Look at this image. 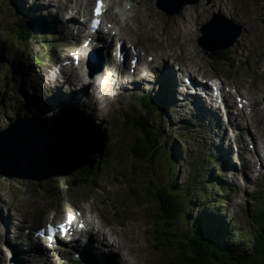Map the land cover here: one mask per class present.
Listing matches in <instances>:
<instances>
[{"label": "rangeland", "instance_id": "rangeland-1", "mask_svg": "<svg viewBox=\"0 0 264 264\" xmlns=\"http://www.w3.org/2000/svg\"><path fill=\"white\" fill-rule=\"evenodd\" d=\"M18 1H21L22 6H17L15 0H0V43L2 42L3 44L0 57V96H4L0 105V131L8 125L17 124L19 120L23 119H19L18 114L15 113L18 104L36 102V97L31 101L30 98L26 99L27 97H23L24 93L15 96L12 92L22 90V85V87H27L28 94H30V84L35 81L37 83L40 81L39 83L43 84V88H48L49 86L46 83L50 79L48 78L47 80L46 77L42 80L41 73L44 74L49 67L55 68L56 62H60L66 56L74 59L79 58L81 61L78 62L77 71L84 80L83 84L86 89V92L81 94L84 97L85 95L87 96V99H82V104L86 105L87 109L90 110L87 113L89 114L86 116L87 118L84 116L85 120H87L85 121L86 123L83 122L89 128L91 125L92 128L90 130L92 131L93 129L95 132L93 134L95 141L94 152L99 149L101 159L97 163L95 161L97 157L94 160L89 158L81 168L72 170L67 175H54L42 181L0 177V264H14L10 262V256L6 255L4 246L9 243L11 234L13 237L17 236L16 234L14 235L16 228L20 231L22 226H32L34 224L36 228L45 222H59L64 218L61 214L65 211L68 212L73 208L81 209L82 207L93 210V215L89 216L91 219L106 223L115 233L124 232L127 237L133 238L132 242L134 245H131L125 235L119 236L125 251H131L130 253H132L128 257H131L130 262L132 264H171L169 258L175 254L174 251L166 246L164 248L159 247L162 241L164 242V237L161 233L164 228L160 226L162 221H157L158 217L156 215L160 213V206H158V191L156 189L160 185L167 192L184 191V194H187V199H192L197 204L200 203L195 198L198 191L195 194L192 191V189L200 187L192 179L194 175L192 163L195 164V158H198L199 155L202 156L204 154L203 151H207V155L222 162H224V159L221 156L223 158L226 157L228 162L231 161V164L236 166V170L229 171L226 168H218L217 170L213 168L211 170L210 165H208L204 171L205 173L213 174L214 177L228 187L226 193L218 192L220 190L218 187L213 190L211 188V191L208 190L209 194L214 197L212 200L213 208H216L219 213V220L228 226L232 225L231 222H233L237 225V229L241 227L244 229L246 227L244 212L252 206L251 196L260 191L261 183L264 181V167L261 169L258 162H256L255 155L257 153L254 154L253 151H250L251 149L248 146L240 148L241 144H246L249 138L256 141L258 147L262 146L260 141L264 142V0H225L230 5V8H233L231 17L227 16V12L223 10L224 6L222 5L220 10L210 9L209 6L205 5H212L216 0H198V3H195V11L199 12V10H202L203 13L200 20L190 19V23L187 26L191 32L190 45L187 46V56L181 54L179 46H176L175 43L169 42L170 44H167V40L163 36L155 35V39H151L150 35L152 32L140 27L134 17L136 19H146L145 8L150 5V12L154 16H159L163 21H168L171 24L169 20L174 18L180 21L179 18L184 16V8L192 7L195 4L192 6L187 5L173 15H167L162 9L156 7L154 0H131L129 2L130 10L127 12H123L124 1L117 0L116 7L120 13H115L116 10L114 12L111 8L112 1L108 0L110 10L105 14L104 20L106 17L115 16V32L119 33L128 44H134L148 54L157 57V62L165 61L168 64L166 66L168 68L179 66L184 72L191 74L195 78L202 75L214 76L217 82L231 86L236 81L241 86V89L249 93V98L252 97V101L258 100L257 107H254L257 113L254 112L256 114L252 120L249 119L245 122V119L241 120L240 117L235 115L234 124L242 128L238 131L239 138L236 137L235 139L230 136L232 134L231 127L226 124L224 126L223 122L217 128L214 121L204 117L201 113L199 115H195V112L193 114L177 113L179 110L187 111V108L184 109L178 103H176V108L173 107L177 115H171L168 107L165 109L167 111L162 114V111L158 112V108L152 105L154 111L150 113L152 116L150 124L152 128L158 130V134L161 136L162 149L155 158H152L151 163L148 160L144 163L146 159L135 163L130 155V147L134 140V129L131 126V121L126 124L123 123L124 118L128 113L132 114L130 111L131 105V107L136 108L137 114L133 115L135 118L143 110L139 104H133L128 100L129 93L127 91L129 90H126L123 95L119 94L120 89L117 88V78L114 77L113 83H103L101 77L105 75L104 73L97 75L102 81L97 78L88 83V71L84 68L83 53L80 52L81 41L69 36L70 34L61 33L63 22L59 14L57 16L58 20L55 16L47 14L49 11L51 12V9L47 10L46 1L49 0H33L37 1L39 9L41 7L42 13L40 10L39 15L41 19L37 17L35 7H31L28 4L31 0ZM50 1L55 3V0ZM77 2L82 3L84 6L87 4L85 7L88 9L92 7L93 0H78ZM137 2L138 4H136ZM176 6L173 3L171 7L173 10L170 12H175ZM59 7L61 6L57 8ZM205 8H208V10H205ZM72 10L74 11L72 20L77 21L76 9L73 8ZM188 12H185V16L189 14L190 18L194 16L192 11H190L191 13ZM214 14L223 18L229 29H239L240 31L236 43L228 52H224L225 55L223 53L207 55L196 43L200 36L201 25L208 22ZM44 18L46 24L42 20ZM18 19H24L25 24L33 28V32L29 36L31 39L28 41L27 51L25 46L22 44L18 45L15 40ZM41 27H47L45 39L42 38V36L45 37V34H39ZM182 28L183 26L179 25L178 28L174 29L173 33L181 32ZM166 31L169 32L168 29ZM117 34L113 36L114 40L117 38ZM182 42H185V40ZM76 51L80 52V54L75 56ZM174 59L178 63H174ZM163 65L161 64L159 69H163ZM234 66L237 70L233 69ZM151 76L153 75L151 74ZM107 78L110 79L109 74ZM78 80L82 83L80 78ZM99 83L102 84V88L98 87ZM88 84L89 89L87 88ZM115 84L116 88L114 89L116 90H113V85L115 86ZM54 87L59 89V86L54 85ZM70 88L75 91L77 87L73 83ZM91 88L92 92H87ZM96 88L100 89V94L103 89L107 94L111 95L110 103L107 104L105 109L97 105V101L102 97L96 99ZM33 89L38 92L36 96L40 99L42 89ZM97 95H99V92ZM161 97L163 98L162 94ZM12 101H14V104L11 103ZM118 102L124 107L123 109L118 106ZM166 103L164 99V104ZM40 104H42V101H40ZM72 105L70 104L69 108L77 116H81L82 113L71 108ZM36 106H38L39 110H37L36 115H40L41 110L43 116L35 118L45 120L42 118L47 117L45 114H49L50 109L47 106H39L37 104ZM84 108L86 109V107ZM46 109L49 111L47 112ZM108 111L109 114L107 113ZM231 113L234 112L231 110ZM205 119L212 123L215 128L211 129L204 121ZM229 120L232 123L233 120L231 118ZM238 122H240V125ZM247 128L250 135L249 133L247 134ZM253 131H256V135ZM98 135H100L99 138ZM219 146L222 147L221 153L225 154H219ZM176 149H178V155H175L177 171L176 177L173 178L169 173L167 159L172 151L176 152ZM236 152H238L240 159L235 156ZM260 162L264 165V158H260ZM53 164V169L63 170V167H69L71 163L69 161L65 163L59 162L58 165L54 161ZM82 171L86 172L83 174ZM190 180L191 182H189ZM148 181L153 182L148 183ZM99 184L104 186L103 190L97 187ZM209 186V183L202 185L204 188H209ZM190 194H192V197ZM223 197H226L227 201L224 203L219 202L223 200ZM79 206L82 207L77 208ZM95 208L97 211L100 210V213ZM202 211L204 210L202 209ZM202 211L194 206L189 208L187 214L193 219H198L203 216ZM3 226L5 229H3ZM173 226L176 230L171 228L169 233L176 234V238L184 239V231L188 227L190 228L192 224L184 222L182 217L180 220H176ZM177 229L179 230L177 231ZM3 235H5L4 238ZM115 237L117 238V234ZM172 241L175 240L172 239ZM245 242L247 244L238 247V249L248 250L252 242L251 237L250 240L246 237ZM17 244L18 242H15L14 245ZM174 245L175 242H173L172 246ZM13 246L10 249L13 250ZM108 246L112 247L110 243ZM165 247L171 253H168ZM113 251L116 250L113 249ZM17 253L21 254L19 251ZM116 258L119 259L118 255H116ZM229 263L233 264L232 261H229ZM46 264L51 263L47 262Z\"/></svg>", "mask_w": 264, "mask_h": 264}, {"label": "bare ground", "instance_id": "bare-ground-1", "mask_svg": "<svg viewBox=\"0 0 264 264\" xmlns=\"http://www.w3.org/2000/svg\"><path fill=\"white\" fill-rule=\"evenodd\" d=\"M77 1L78 0H75V1L74 0H55V3H49L48 1H46L47 7H48L47 10L51 9V12L49 11L47 14H50L51 16H55L56 18H57L58 14H59L60 18L63 21L64 20L63 15L68 14V12L72 9V6H75V7H79L80 8L81 12L84 13V16L88 15V13L86 12V11H88V9H86V7L82 3L77 2ZM196 4L194 6L191 5L192 7H185L184 10H183L185 12L192 11V13H193L192 15H194L195 18H194V16H192L190 18V14L188 16L187 15L185 16V12H183L184 16L179 18L180 21H177L176 19L172 18L171 20H169L170 23H171V24H169L168 21H166V22L163 21L159 16H156V15L154 16V14L152 12H150V7L151 6L148 5V7L145 8V10H146V19H141V18L136 19V17H134L135 18L134 20L137 22V24H139L140 27L145 28L148 31L152 32L151 35H150L151 39H155V35L159 36V37L163 36V37L166 38L167 44H170L169 42L175 43L176 46H179V50H180L181 54L184 55V56H187V54H188L187 46L190 45V39H191V32L188 30L187 26L190 23V19H192V20H195V19L196 20H200V18L202 17L201 15L203 13L202 10H199V12L195 11ZM205 5L209 6L210 9L211 8L212 9L215 8L216 10H220V6L222 5V6H224L223 10L225 12H227V16H230V17L232 16L233 8H230V5H228V3L225 0H216L214 3H212V5H209V4H205ZM58 6H61V7L57 8ZM40 9H41V7H40ZM205 10H208V8H205ZM229 11L231 12V15H230ZM37 15L39 16L40 13L37 14ZM80 16H81V14L78 12L77 13V17H80ZM123 17H124V15H123ZM205 18H206V16H205ZM85 19L88 20V18H85ZM129 19H131V18H129ZM57 20H58V18H57ZM86 20L83 19L82 22H76V21L74 22L73 21L70 24L71 27H69V26L67 27V25L65 23H62L63 27L61 28V33L62 34L63 33L64 34H69L70 32H72L73 33L72 36H74L77 39H80V37L83 34L86 37V41H88L90 44H91V42L97 43V46H100V47H102L101 46L102 44L106 43L107 46L106 47H102L103 51L106 54H110L112 52L111 49H113L112 48L113 47L112 46V42H108L109 41L108 37L104 33H102V34L92 33L91 30H89V34H86L85 32H82L83 29H84V25L85 26L87 25V23H85ZM106 21H107V24H108L107 35L108 34L110 35L111 31H115L116 30L115 29L116 17L115 16L108 17L106 19ZM179 25L181 27L183 26V28H182L183 30L181 32H178V33L174 34L173 33L174 29L178 28ZM34 28H35V26H34ZM167 29L169 30V32L166 31ZM32 30H33V28H32ZM35 30H36V28H35ZM90 34L93 35L92 39H90V37H92V36H90ZM117 36L119 37V40H124L119 35V33H118ZM100 39H103V42H105V43L100 42ZM219 39L220 38H218V40ZM183 40H185L186 43L182 42ZM119 45L121 46V50L123 52L120 53V55L118 56V59H117V60H119L120 67H119V69L117 71L118 72L117 73V78L118 79H117L116 82H118L117 83V88H119L123 92H124V90L126 88L128 89V87H127L128 86L127 85L128 84V79H129L128 76H135L136 75L135 79H138V81H137V83L134 86H139V83L141 81H143L142 78L145 77L146 79L148 78V80L151 79V81H152L151 83L149 81H146L145 83L149 82L151 85H155L156 86V87H154L155 88V92H158L160 97H161V94L163 95V98L167 102L166 104H168V103L171 104L170 106H171L172 112H174L173 111V107H175V108L177 107L175 95H176V93L180 92L182 94H185L186 97H185V99L182 102H180L178 104L183 106L184 103L187 100H190V102L193 103L192 107H191L192 109L189 110L192 114H193V112H195L198 115H199V113H201V114H203L204 117L214 121L216 125H218V122H217V120L215 118V115L218 116L220 113H222L225 110V116H227L226 104L224 105V109L223 110L220 109V110L212 111L211 109H209L208 103H207V101L205 99V98L208 99V94L210 95L209 88L207 86H204V85H201V84H197L196 82H194L192 80V78H190V76L187 75V73H185V72L183 73L182 72L184 70H179V72H181V73H179L178 71L174 70L170 66H169L170 68L166 67L168 64L167 63H163L164 61L162 62V60L158 64H156L157 63V59H158L157 57H154V61H150V59L148 60V62L150 61V63H146L147 68H146V66L144 67V68H146L144 70V72H145L144 76L139 75L138 73L136 74L134 71L132 73L130 71V69H128V68H129V65H133L135 55H134L132 50H128V49H126L124 47V45H125L124 42L122 43L120 41ZM129 46L135 47L134 44H129ZM145 57L148 58V55H145ZM161 64L162 65L164 64L163 65V69H159V66ZM153 69H154V71H153ZM108 72H110V69L107 68V67H105L104 70L101 72V73L105 74V75H103V77H101L103 79V81L97 76V75H99L101 73H98L97 75H95V77H93V79L89 78L87 80V82L89 83V81H93V80H95L97 78L100 81H102L103 83L107 82V80L109 82H112V80L114 78L112 77V75H110L109 76L110 79H108L107 78L108 77ZM151 74L153 76H151ZM182 74H185V75H182ZM40 76H41L42 80H43L44 77L48 76V78L53 83V85L59 86V89L64 91V92H66V93L68 92V90L70 91V89H71L70 85L74 83L76 85V87H77L76 90L73 91V92H69L68 94L75 98L77 104L74 101H71L70 103L71 104L73 103V107H75L76 105H81L83 107H86V109H87V106L82 104V99H87L86 95L84 97L81 94V93H85L86 92L85 86L83 84L84 80L81 78L80 73H78L77 68L74 65V63L72 65H70L69 67H65L64 65H62V62H59L58 67H56L54 70H53L52 67H49V68H47V70H45V73L44 74L41 73ZM124 77H125V79H124ZM48 78H46V79L48 80ZM79 78L82 81V83H80V81L78 80ZM38 82H40V81H38ZM45 83H46V81H45ZM36 84H37V81H35L33 83V85H36ZM101 85L102 84L99 83L98 87L102 88ZM67 86L69 87V89H68ZM87 88L89 89V84L87 85ZM114 88H116V84H115V86L113 85V90H116ZM107 91H108V89H107ZM87 92H92V88L90 90H87ZM98 92H99V95H97ZM223 92L225 93V96L227 94V96H228V98L230 100L228 105L235 106V101L232 100L233 96L230 95L229 93H227L226 91H223ZM95 94H96V99L102 97L101 99H99L97 101V105L100 106L102 109H105L107 107V104L110 103L111 95L107 94L102 89L101 90L102 96H101L100 89H98V88L95 89ZM57 97H60V96L57 95ZM163 98L161 97V99L163 101V103L161 104V108H162L163 111H167V110H165V109H167V107H165L166 104H164V99ZM54 99L55 98L51 99V101H53ZM246 99H249V97L246 98ZM67 100L70 101L69 98H67ZM93 103H94V100H93ZM257 104H258V100L252 101L253 108L254 107L256 108ZM37 107L38 106L35 105V109L36 110H37ZM87 111L90 112L89 109H87ZM107 113L109 114V111ZM52 115L54 117V113ZM49 120H50V118L46 119V121H49ZM38 121L39 122L33 121V123L35 125H33L32 128H33V130L35 132L41 131V129L44 128L43 126H46L45 124H47V122H42L40 120H38ZM85 121H87V120H85ZM226 121H227V118H226ZM85 126H87L89 128L88 125H85ZM90 128H92L91 125H90ZM98 131H100V130H98ZM59 134H60V138L62 140V151L57 153L56 157L53 158V161L51 163L52 167L54 165L53 164L54 161L56 163H58V165H59V162L60 163H65L67 161H69V163L72 164V160L74 158V152L72 150L73 149V145H74L73 144L74 143V136L63 132L61 129L59 131ZM45 136L46 135L41 136L39 138V141L42 142L43 141L42 137H45ZM99 136L100 135H98V138H99ZM250 143H251V145L252 144L254 145V142L252 140H250ZM262 148H263V151H264V143L262 145ZM222 158H223V156H222ZM97 187L99 189H101V190H103V188H104V186L101 185V184H99ZM80 210H81L82 216H84L85 213H86L85 210H83V208H81ZM95 210L97 211L96 208H95ZM99 211H97V212H99ZM90 212L93 213V210L90 209ZM87 225H89V224H87ZM4 226H3V229H5ZM32 226L34 227V224H32ZM32 226H30V227H32ZM42 229L44 230V228H42ZM110 230L115 235L117 234V238L116 237H110V236H107L105 238V236H103L104 233H98L97 231L91 230V232L89 234L84 235L85 237L82 238V240L80 242H78L77 244H75L73 247L70 248L71 253L73 255H76V256L85 257L87 259H91L92 258L97 264H125V263L126 264H132V262H130L131 257L128 258L129 255L132 254V253H130L131 251L130 252L129 251H127V252L125 251V247H123V244H122L121 239L119 237V236H124L125 235L124 232H116L115 233V231L112 230L111 228H110ZM37 233H41V232L39 230H37V229H36V231H34V230L33 231L32 230H23V229L18 231V228H16L15 232H14V235L16 234L17 236L13 237V241L18 242V244L13 246L14 249H13V251L11 250L13 252V254L15 253V255L17 257L25 260L26 262H28L27 260H31V259H36L38 261H43V260H45L48 257L61 258L60 257L61 254H62V253H60L61 251H57V252L54 253L52 251L53 248H49L46 245L49 242L44 240L43 236H41L39 238ZM51 233H53V232L44 230L43 234L41 233V235H45V237H48L47 235H49ZM120 233H122V234H120ZM34 235L38 238L36 243L30 242V237H32ZM126 238L129 239V242H130L131 245H134V243L132 242V240H133L132 237H127L126 236ZM109 243H110V245H112V247L108 246ZM10 246H11V243H10ZM92 246L95 247V248H93ZM126 248H127V246H126ZM113 249L116 250V251H113ZM121 250H123V251L121 252ZM17 251L21 252V254L19 255L17 253ZM54 255H56V256H54ZM116 255H118L119 259L116 258Z\"/></svg>", "mask_w": 264, "mask_h": 264}, {"label": "trees", "instance_id": "trees-1", "mask_svg": "<svg viewBox=\"0 0 264 264\" xmlns=\"http://www.w3.org/2000/svg\"><path fill=\"white\" fill-rule=\"evenodd\" d=\"M17 22V33H15L16 43L18 45H24L27 51L28 38L33 30L31 27L29 28L23 20L18 19ZM45 31L46 29L42 28L41 32L43 33ZM43 39L45 38L43 37ZM2 48L3 44L1 42L0 57ZM16 94L14 95L17 96ZM3 97L2 95L0 96V102ZM144 102L146 103V101ZM16 112L19 117L29 115L22 106L18 107ZM151 119L152 116L149 115V111H147V115L142 118L140 123L141 131H137L135 134L136 138H134L130 147L133 159L138 161L146 159L144 163L147 162V160L151 163L152 158H155L156 154L162 149L161 136L158 134V130L152 128L150 124ZM100 155L99 149H96L91 160L97 157L95 161L97 163L100 162ZM175 155H178V149H176V152L172 151L167 159L169 163V173L173 178L176 177L177 171ZM205 162L206 158L199 156L195 164L192 163L194 174L192 179L200 186L197 189H192V191L194 194L198 191L195 198L200 203L197 204V202H194L192 199H187V194H184V191L167 192L165 188L163 190L160 185L157 186L158 206H160L159 212L161 214L159 213V215L156 216L158 217L157 221H162L160 226L164 228L161 232L164 237V242L162 241L159 247L164 248V246H166L174 251L175 254L169 258L171 264H230L229 261H232L233 264H264V201H262L261 204L259 202L263 198H259L258 202H255L254 207L245 214L244 219L246 227L244 229L243 227L237 229L235 225L228 226L226 224L222 226H213L211 223L209 226V221L214 219L213 214L215 209L213 208V203L210 202L213 196L209 194L208 188H204L202 185H207L210 180L214 184H216V182L213 177L208 178L205 175L206 173H203L206 167ZM85 172H83V174ZM153 177L155 178V176ZM152 182L153 181H148V183ZM189 182H191V180ZM190 195L192 197V194ZM194 206L200 211H202V209L204 210L202 211L203 216H201V218L193 219V217L187 214L189 208ZM182 217L184 222L191 223L192 226L184 231L185 238L179 239L176 238V234L169 232L171 228L174 229V222L180 220ZM178 230L179 229H177V231ZM246 237L249 240L251 237L252 240L249 249H238V247L247 244L245 242ZM172 239L175 241H172ZM173 242H175L174 246H172ZM166 247L165 249H167ZM167 252L171 253L168 249Z\"/></svg>", "mask_w": 264, "mask_h": 264}, {"label": "water", "instance_id": "water-1", "mask_svg": "<svg viewBox=\"0 0 264 264\" xmlns=\"http://www.w3.org/2000/svg\"><path fill=\"white\" fill-rule=\"evenodd\" d=\"M225 29L222 20L214 17L207 24V28L201 29L202 37L199 45L207 51L227 49L232 46L239 33H236L230 41L218 45L206 42L215 36L221 38ZM33 121L39 122L38 119H21L17 124L8 125L0 131V177L42 181L54 175H67L72 170L81 168L94 154L95 141L91 131L69 107H62L49 121L40 120L47 124L39 132L33 130L32 126L35 125ZM60 129L74 136L72 149L74 158L72 164L63 167V170L53 169L51 166L53 158L62 151ZM43 135L46 136L42 137L43 141L40 142L39 138Z\"/></svg>", "mask_w": 264, "mask_h": 264}, {"label": "snow or ice", "instance_id": "snow-or-ice-1", "mask_svg": "<svg viewBox=\"0 0 264 264\" xmlns=\"http://www.w3.org/2000/svg\"><path fill=\"white\" fill-rule=\"evenodd\" d=\"M96 14H99V3L97 5V12H96ZM94 24H98V22H94ZM70 223H71V221L69 220L68 221V224H70ZM60 229H61V234H64L66 232V229H65L64 225H61L60 226Z\"/></svg>", "mask_w": 264, "mask_h": 264}]
</instances>
